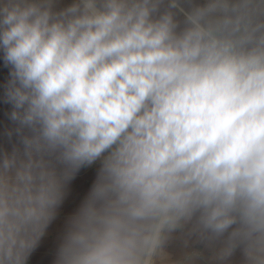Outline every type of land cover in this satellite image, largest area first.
I'll return each instance as SVG.
<instances>
[{"label":"clouds","instance_id":"clouds-1","mask_svg":"<svg viewBox=\"0 0 264 264\" xmlns=\"http://www.w3.org/2000/svg\"><path fill=\"white\" fill-rule=\"evenodd\" d=\"M0 264H264V0H0Z\"/></svg>","mask_w":264,"mask_h":264}]
</instances>
